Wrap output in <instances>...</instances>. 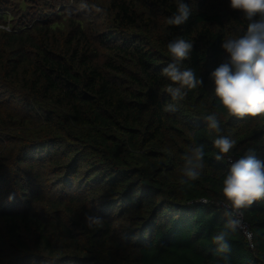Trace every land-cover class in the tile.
Here are the masks:
<instances>
[{
    "label": "trees",
    "instance_id": "1",
    "mask_svg": "<svg viewBox=\"0 0 264 264\" xmlns=\"http://www.w3.org/2000/svg\"><path fill=\"white\" fill-rule=\"evenodd\" d=\"M74 1L0 0V185L25 200L0 207V264H264V200L244 210L253 247L239 230L226 256L212 241L230 164L249 148L264 160V114L232 116L210 79L242 11L184 0L189 18L171 26L175 0ZM176 38L203 84L173 100ZM219 135L235 141L221 161ZM201 145L200 178L181 183Z\"/></svg>",
    "mask_w": 264,
    "mask_h": 264
},
{
    "label": "clouds",
    "instance_id": "2",
    "mask_svg": "<svg viewBox=\"0 0 264 264\" xmlns=\"http://www.w3.org/2000/svg\"><path fill=\"white\" fill-rule=\"evenodd\" d=\"M175 2L176 12L167 18V24L180 26L188 20L191 8L184 0ZM229 6L242 11L248 21L247 28L238 38L222 41L221 47L228 54L227 60L211 72L210 79L215 96L232 116L257 117L264 114V0H229ZM167 49L171 62L162 69V73L178 85L168 87L167 92L173 100L183 99L187 94L185 89H194L203 84V79H198L193 69L181 68L182 62L190 58L193 43L176 38L168 43ZM168 110L175 109L168 105ZM206 119L211 129L217 133L221 131L215 115H209ZM234 143L229 137L219 135L213 141L219 150L215 159L223 160ZM203 147L201 145L193 149L191 157L185 156L183 172L188 179L181 183L200 178L198 169L203 166ZM223 184V200L220 203L224 206L223 215L226 219L212 241L216 251L226 256L231 251L230 235L238 230L243 233L249 246H254V234L245 224L243 213L254 202L264 200V160L257 159L255 150L249 148L241 158L230 164ZM85 223L88 228L102 226L103 218L85 213Z\"/></svg>",
    "mask_w": 264,
    "mask_h": 264
},
{
    "label": "rangeland",
    "instance_id": "3",
    "mask_svg": "<svg viewBox=\"0 0 264 264\" xmlns=\"http://www.w3.org/2000/svg\"><path fill=\"white\" fill-rule=\"evenodd\" d=\"M74 5L78 6L80 9L82 8L81 0H75ZM229 4V0H210L208 6L213 9V11L220 10L223 5ZM201 5V3H200ZM13 192H18L13 187H9L6 191L5 188L0 185V207H6L8 209L17 210V205L20 203L19 208H23L25 206V200L21 197H17L13 194ZM11 197V199H9ZM18 202V203H16ZM2 246L0 245V251H2ZM5 260L3 263H5Z\"/></svg>",
    "mask_w": 264,
    "mask_h": 264
},
{
    "label": "built area",
    "instance_id": "4",
    "mask_svg": "<svg viewBox=\"0 0 264 264\" xmlns=\"http://www.w3.org/2000/svg\"><path fill=\"white\" fill-rule=\"evenodd\" d=\"M222 206H223V205H222ZM223 207H224V206H223ZM243 220H244L245 224L248 226V228H249V230H250V227H249L248 223H247L246 220H245L244 213H243Z\"/></svg>",
    "mask_w": 264,
    "mask_h": 264
}]
</instances>
